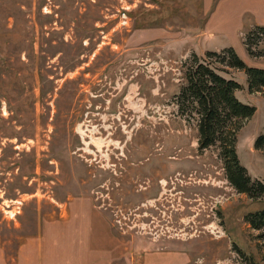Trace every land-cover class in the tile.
Instances as JSON below:
<instances>
[{
	"label": "rangeland",
	"instance_id": "374dc122",
	"mask_svg": "<svg viewBox=\"0 0 264 264\" xmlns=\"http://www.w3.org/2000/svg\"><path fill=\"white\" fill-rule=\"evenodd\" d=\"M261 26L264 0H0V264H264V197L176 103L194 56L238 81L264 181V92L222 61L264 67Z\"/></svg>",
	"mask_w": 264,
	"mask_h": 264
},
{
	"label": "trees",
	"instance_id": "16d2710c",
	"mask_svg": "<svg viewBox=\"0 0 264 264\" xmlns=\"http://www.w3.org/2000/svg\"><path fill=\"white\" fill-rule=\"evenodd\" d=\"M258 29L264 32V26ZM224 53L223 63L247 73L251 91L264 92V67L246 65L233 48ZM213 54L217 55V52L210 51L208 56ZM211 63L201 62L194 56L193 61L186 64V83L176 96L179 113L195 117L201 151L211 147L219 149L226 177L239 193L254 199L264 197V181L252 178L237 151L238 132L244 122L254 115L256 106L240 100L236 93L241 84L220 74ZM254 146L264 152V132L257 136ZM245 221L254 229L263 231L258 237L264 238V207L247 213Z\"/></svg>",
	"mask_w": 264,
	"mask_h": 264
}]
</instances>
